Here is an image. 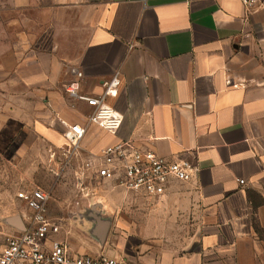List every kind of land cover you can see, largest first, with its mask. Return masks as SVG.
<instances>
[{
    "label": "crops",
    "instance_id": "1",
    "mask_svg": "<svg viewBox=\"0 0 264 264\" xmlns=\"http://www.w3.org/2000/svg\"><path fill=\"white\" fill-rule=\"evenodd\" d=\"M76 71L85 95L119 77L106 100L122 116L115 134L88 123L85 103L65 92L63 99ZM0 80L44 98L37 135L44 151L56 149L50 160L64 159L62 133L76 123L86 133L68 160L80 172L99 178L82 162L117 142L192 167L158 198L106 181L117 190L96 196L97 222L80 214L56 220L47 209L59 228L51 239L71 254L264 264V2L247 9L239 0H0ZM5 124L2 151L15 136ZM25 134L20 148L28 151ZM26 211L18 215L23 227Z\"/></svg>",
    "mask_w": 264,
    "mask_h": 264
},
{
    "label": "built area",
    "instance_id": "2",
    "mask_svg": "<svg viewBox=\"0 0 264 264\" xmlns=\"http://www.w3.org/2000/svg\"><path fill=\"white\" fill-rule=\"evenodd\" d=\"M247 9L264 0H239ZM82 73L65 85V92L72 101L83 102L90 109L88 123L108 134H115L122 123V116L106 100L117 94L120 85L115 74L101 83L99 94L85 95L80 91ZM64 124V123H63ZM86 131L79 124L67 125L62 137L65 144L62 157L78 156L79 143ZM66 146V149L63 148ZM82 169L92 171L97 177L113 183L126 191L141 192L158 198L165 194L171 181L185 182L191 177L192 167L187 161H170L151 151L133 148L127 142H117L104 147L98 155L82 162ZM241 184L243 182H240ZM28 210V224L23 230L10 229L0 249V264H128L123 260L106 256L90 257L73 255L66 244L51 239L59 228L47 219L48 194L40 188L20 193Z\"/></svg>",
    "mask_w": 264,
    "mask_h": 264
},
{
    "label": "rangeland",
    "instance_id": "3",
    "mask_svg": "<svg viewBox=\"0 0 264 264\" xmlns=\"http://www.w3.org/2000/svg\"><path fill=\"white\" fill-rule=\"evenodd\" d=\"M63 89L65 86L61 87L64 99ZM23 90L25 87L20 85H0V121L7 122V129L10 131L12 128L15 132L13 148L0 150V249L10 232L5 218L22 216L23 212H27L24 200L18 198L20 193H28L36 188L46 192L47 209L53 219L68 216L77 219L80 214L97 222L99 216L93 211L96 196L117 190L112 184L87 171L80 172L76 164L68 159L54 157L50 160L52 150L56 149L46 146L44 151L39 147L37 135V129L44 124L45 100L37 92L33 93L32 87L28 96ZM9 113L13 114L12 124L7 119ZM27 130L30 137L28 151L20 148L21 137L24 135L25 138ZM46 155L49 159L44 161Z\"/></svg>",
    "mask_w": 264,
    "mask_h": 264
},
{
    "label": "water",
    "instance_id": "4",
    "mask_svg": "<svg viewBox=\"0 0 264 264\" xmlns=\"http://www.w3.org/2000/svg\"><path fill=\"white\" fill-rule=\"evenodd\" d=\"M5 224L16 230H23V224L18 216H10L5 218Z\"/></svg>",
    "mask_w": 264,
    "mask_h": 264
}]
</instances>
